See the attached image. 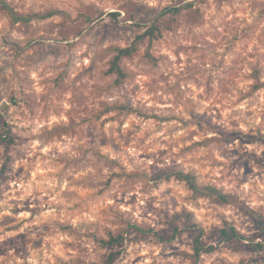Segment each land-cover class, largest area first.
Wrapping results in <instances>:
<instances>
[{
    "label": "rangeland",
    "instance_id": "374dc122",
    "mask_svg": "<svg viewBox=\"0 0 264 264\" xmlns=\"http://www.w3.org/2000/svg\"><path fill=\"white\" fill-rule=\"evenodd\" d=\"M133 43L117 80L111 61ZM259 216L264 0H0V264H264V247L216 232L262 242ZM174 219L216 250L171 239Z\"/></svg>",
    "mask_w": 264,
    "mask_h": 264
},
{
    "label": "trees",
    "instance_id": "16d2710c",
    "mask_svg": "<svg viewBox=\"0 0 264 264\" xmlns=\"http://www.w3.org/2000/svg\"><path fill=\"white\" fill-rule=\"evenodd\" d=\"M187 7H166L164 8L159 16L165 15H178L182 10L188 8ZM138 26H142V24H137ZM158 32V27L155 24H152L147 30L141 35V38L144 37H153L154 33ZM138 37V38H140ZM136 51L135 43L131 44L125 48H119L116 50V55L113 57L111 61V67L109 70L110 74H115L117 80L123 79L125 76L119 63L122 58L130 57ZM196 126L203 129L204 131L210 133H222L228 134L220 125H215L210 122L199 119L196 121ZM229 140L233 141L235 138L231 134L228 135ZM179 180L186 182L189 189L201 196L204 197H212L217 200L221 204H232L234 202V196L230 194H224L220 189H218L214 185H200L197 183L196 178L190 173L179 172L175 174ZM251 213V212H250ZM178 218V217H176ZM174 228L172 230L171 239L175 238L182 232H191L194 236L193 242V250L196 256H199L202 253H211L216 250V246L207 245L203 242L202 238L204 235V230L199 228L197 225L193 223H185L183 228L178 227V220L174 219L172 222ZM258 226L262 231H264V217L259 216ZM156 236H159L158 233L152 231ZM218 237L220 239L221 244H229L235 249L240 248L242 246L248 248L252 251H261L264 247V241L262 242H254L253 240L248 239L245 235H243L239 230H237L233 226H225L223 228L216 229ZM162 241H168V238L159 237ZM105 246H112L123 242V237H111L108 241H101ZM113 254H111L108 258L107 264H113Z\"/></svg>",
    "mask_w": 264,
    "mask_h": 264
}]
</instances>
